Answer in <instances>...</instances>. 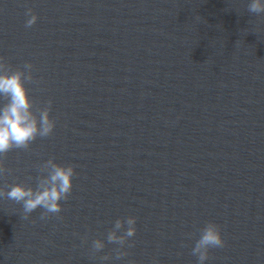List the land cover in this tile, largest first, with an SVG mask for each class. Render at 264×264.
Instances as JSON below:
<instances>
[{
  "label": "water",
  "instance_id": "water-1",
  "mask_svg": "<svg viewBox=\"0 0 264 264\" xmlns=\"http://www.w3.org/2000/svg\"><path fill=\"white\" fill-rule=\"evenodd\" d=\"M248 2L0 0V55L34 65L29 94L51 99L56 119L30 151L8 153L0 187L50 156L78 174L62 219H21L0 198V264H101L92 241L108 253L128 215L123 260L196 264L199 229L215 221L226 243L206 264H264V14Z\"/></svg>",
  "mask_w": 264,
  "mask_h": 264
},
{
  "label": "clouds",
  "instance_id": "clouds-1",
  "mask_svg": "<svg viewBox=\"0 0 264 264\" xmlns=\"http://www.w3.org/2000/svg\"><path fill=\"white\" fill-rule=\"evenodd\" d=\"M247 11L260 16L264 14V0H249ZM25 27L31 28L38 19L32 8H27ZM34 65L26 61L22 66H13L9 60L0 55V178L10 176L13 169L6 164L8 153L13 150L30 151L32 143L39 137L47 138L53 134L56 119L50 113L53 101L48 99L41 105L29 94L27 85L38 83L33 74ZM37 175L28 177L27 181L5 184L0 187V198L7 199L22 208L21 219L27 220L37 209H42L39 219L46 221L51 216L62 219L63 206L73 191V179L76 165L57 162L50 156L42 163H36ZM35 180V185L31 183ZM35 222V221H33ZM137 217L128 215L117 218L106 235L108 243L116 245L108 253L100 254L106 247L105 239L92 241L89 256L98 259L101 264L110 260L121 261L129 255L136 235ZM195 235L189 233V237ZM88 236L82 237L87 243ZM226 241L222 227L215 221H208L199 229V237L191 248V255L196 257V264H206L211 250L223 248ZM123 264H136L134 260H123Z\"/></svg>",
  "mask_w": 264,
  "mask_h": 264
}]
</instances>
